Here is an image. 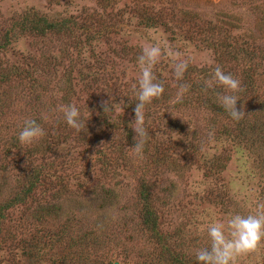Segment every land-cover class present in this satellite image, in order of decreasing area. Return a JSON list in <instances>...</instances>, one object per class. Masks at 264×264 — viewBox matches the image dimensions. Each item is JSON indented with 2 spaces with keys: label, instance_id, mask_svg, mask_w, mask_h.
<instances>
[{
  "label": "rangeland",
  "instance_id": "obj_1",
  "mask_svg": "<svg viewBox=\"0 0 264 264\" xmlns=\"http://www.w3.org/2000/svg\"><path fill=\"white\" fill-rule=\"evenodd\" d=\"M40 18L70 29L39 34ZM152 44L164 92L144 109L140 158L137 57ZM168 48L188 62L180 80ZM217 66L240 81L239 121ZM26 119L45 132L31 145L17 138ZM260 204L264 0H0V264H197L208 226ZM236 264H264V241Z\"/></svg>",
  "mask_w": 264,
  "mask_h": 264
},
{
  "label": "clouds",
  "instance_id": "obj_2",
  "mask_svg": "<svg viewBox=\"0 0 264 264\" xmlns=\"http://www.w3.org/2000/svg\"><path fill=\"white\" fill-rule=\"evenodd\" d=\"M165 54L160 44H152L142 49L137 57L140 75L134 89L136 103L134 108V132L141 139L134 144L138 157H143L144 143L148 133L143 126L144 109L153 99L164 92L163 82H159L154 74V66ZM167 55L173 61V73L177 80L183 78L188 62L180 59L181 53L172 48L167 49ZM213 79L225 92L219 97L224 109L234 121H239L245 115L243 110H237L238 93L241 91L240 81L233 75L226 73L220 66L215 67ZM120 103H123L121 101ZM108 102L105 103V107ZM63 119L68 126L80 133L85 130L86 121L82 119L80 109L74 105H67L63 110ZM45 135L44 129L35 119H26L18 132V141L23 145H31ZM209 244L195 252L197 264H236L239 257L257 250L264 241V204L257 206L255 213L242 215L234 213L226 220L212 223L207 228Z\"/></svg>",
  "mask_w": 264,
  "mask_h": 264
},
{
  "label": "trees",
  "instance_id": "obj_3",
  "mask_svg": "<svg viewBox=\"0 0 264 264\" xmlns=\"http://www.w3.org/2000/svg\"><path fill=\"white\" fill-rule=\"evenodd\" d=\"M39 20H43V22H41V21L37 22L36 26L31 27L34 30H36L39 34H45L47 31L52 32V31H60L61 29H64V30L70 29L69 21L62 20L59 22H50V21H47V20L41 19V18ZM35 22H36V20L34 19L33 23H35ZM151 24H154V23H151ZM38 173H39V171L36 170L35 174H33V176H32V177H34V180H31L30 183L20 192L19 197H16V200H18L19 202H23L26 199V197L28 196V194H30V192L32 191V188L35 185V181L37 180ZM145 196H144V199H145ZM147 219L151 223V225L153 226V229L155 230L156 225H157V221H156L155 214L151 210H148V212H147ZM0 221H1V219H0ZM165 246H166V244L164 242V247ZM174 258H175V260L178 261V264H184V261L182 259L178 258L177 255H174Z\"/></svg>",
  "mask_w": 264,
  "mask_h": 264
}]
</instances>
